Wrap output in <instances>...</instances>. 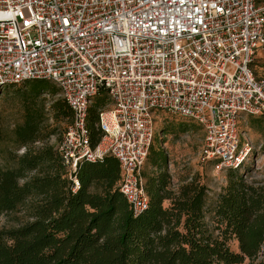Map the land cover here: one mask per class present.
<instances>
[{"label":"built area","instance_id":"built-area-1","mask_svg":"<svg viewBox=\"0 0 264 264\" xmlns=\"http://www.w3.org/2000/svg\"><path fill=\"white\" fill-rule=\"evenodd\" d=\"M36 79L72 112L57 149L73 191L82 162L112 155L139 215L158 111L202 127L203 163L237 169L249 157L240 123L264 113V0H0V93ZM102 91L93 145L87 120Z\"/></svg>","mask_w":264,"mask_h":264},{"label":"trees","instance_id":"trees-1","mask_svg":"<svg viewBox=\"0 0 264 264\" xmlns=\"http://www.w3.org/2000/svg\"><path fill=\"white\" fill-rule=\"evenodd\" d=\"M14 91L24 117L10 130L0 127V217L29 202L32 219L18 227L0 226V264H264L259 257L264 186L239 173L246 160L227 169L228 183L218 196L211 229L208 186L194 177L174 190L166 154L151 146L148 157L158 172L144 173L149 206L135 215L120 191L121 168L112 155L82 162L75 174L80 188L73 191L57 149L62 136L55 146L49 143L56 130L48 110L57 122H72L62 97L54 98L49 108L43 98L59 94L58 87L36 79ZM99 95L108 99L105 91ZM102 106L95 99L89 109L93 145L102 135L97 127ZM37 142L41 146H33ZM19 147H24L21 154ZM261 149L264 153V144ZM234 240L238 250L231 248Z\"/></svg>","mask_w":264,"mask_h":264},{"label":"rangeland","instance_id":"rangeland-1","mask_svg":"<svg viewBox=\"0 0 264 264\" xmlns=\"http://www.w3.org/2000/svg\"><path fill=\"white\" fill-rule=\"evenodd\" d=\"M22 86L23 83L9 86L0 93V127L10 130L16 124L22 122L24 117L22 102L14 91L15 88ZM56 97H60V95L44 94L43 98L46 100L48 108L51 101ZM96 99L103 106L109 105V100H106L103 96L98 95ZM47 113L49 123L56 130V133L50 136L49 143L55 146L58 139L63 135L67 123L66 120L57 122L51 117L49 110ZM240 133L242 142L247 141L251 144V151L249 157L246 158L245 167L239 173L243 176L246 173V177H244L246 181L257 182L264 186V153L261 149L264 144V115L244 116L240 123ZM203 140L204 131L196 122L164 111L156 113L155 137L152 146L156 150L164 151L166 154L167 163L165 167L172 176V183L177 182V180L181 182L196 177L208 186L209 198L206 219L210 228L213 229L216 225L214 222V209L218 202L219 194L228 183L230 170L226 168L217 170L213 163L206 164L200 160ZM33 146L39 147L41 143L37 142ZM23 150L24 147H19L17 153L21 154ZM1 162L4 165L9 163L5 157H2ZM156 172L158 170L152 166L148 157L141 170L144 183V173L151 174ZM165 205L167 206L168 202ZM31 219V208L29 202H27L16 211L2 214L0 226L5 228L18 227ZM230 245L232 249L238 250L236 240L231 241ZM259 257L264 258V248Z\"/></svg>","mask_w":264,"mask_h":264},{"label":"crops","instance_id":"crops-1","mask_svg":"<svg viewBox=\"0 0 264 264\" xmlns=\"http://www.w3.org/2000/svg\"><path fill=\"white\" fill-rule=\"evenodd\" d=\"M184 181L179 182V180H177V182L173 183V189L176 190L179 188V186L183 183Z\"/></svg>","mask_w":264,"mask_h":264}]
</instances>
